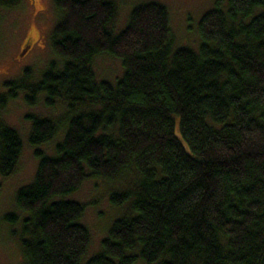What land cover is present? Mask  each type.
Masks as SVG:
<instances>
[{
  "label": "trees",
  "instance_id": "16d2710c",
  "mask_svg": "<svg viewBox=\"0 0 264 264\" xmlns=\"http://www.w3.org/2000/svg\"><path fill=\"white\" fill-rule=\"evenodd\" d=\"M53 4L59 63L33 83L24 69L0 93V109L21 91L28 105L43 95L46 107L65 108L58 121L29 118L37 166L14 196L23 217L4 219L18 225L25 264H82L84 205L65 198L89 178L120 183L108 202L127 210L83 264H264V0H213L196 50L174 47L156 2L131 8L116 32L112 0ZM102 54L120 62L113 83L92 69ZM61 124L45 154L39 147ZM21 147L0 122V177L14 172Z\"/></svg>",
  "mask_w": 264,
  "mask_h": 264
},
{
  "label": "rangeland",
  "instance_id": "374dc122",
  "mask_svg": "<svg viewBox=\"0 0 264 264\" xmlns=\"http://www.w3.org/2000/svg\"><path fill=\"white\" fill-rule=\"evenodd\" d=\"M117 4L115 18L111 24L114 32L121 30L128 19L131 8L145 3L156 2L164 5L170 17V28L174 47H187L196 50L199 42L197 25L201 16L213 6V0H112ZM60 13L53 0H18L13 7H0V93H4L3 83L22 77L24 69H29L33 83L37 81L47 65L59 59L51 49V33L58 22ZM113 33V32H112ZM115 34V33H114ZM92 69L97 79L113 83L120 76L122 68L119 60L102 54L92 60ZM25 92L8 99L0 109V122L17 131L22 147L14 172L0 177V264H25L18 237V225L11 227L5 216L23 215L15 207L16 191L29 184L34 176L37 159L33 148L28 144L30 117L49 118L58 121L65 108L56 102L51 108L44 105V96H35L33 105H28ZM64 125H60L57 136L39 148L53 155V147L62 136ZM176 135L179 136L176 128ZM121 187L120 183H109L101 179L89 178L82 182L78 190L65 199L84 205L79 223L90 234V243L81 263L100 250L101 241L106 238L113 220L127 210V206L115 208L108 202L111 192ZM134 264H143L136 261Z\"/></svg>",
  "mask_w": 264,
  "mask_h": 264
}]
</instances>
